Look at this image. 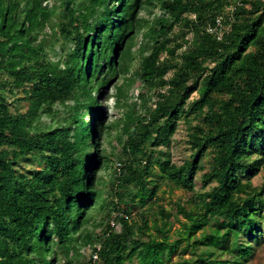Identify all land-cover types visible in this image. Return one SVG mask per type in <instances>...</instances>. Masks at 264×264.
I'll use <instances>...</instances> for the list:
<instances>
[{"label": "trees", "instance_id": "obj_1", "mask_svg": "<svg viewBox=\"0 0 264 264\" xmlns=\"http://www.w3.org/2000/svg\"><path fill=\"white\" fill-rule=\"evenodd\" d=\"M44 1L0 0V264H55L59 256L72 264L78 242L92 245L88 264H126L133 256L139 264H168L186 251L195 256L180 263L246 264L264 223V183L252 182L264 164V1L244 0L230 20L226 9L236 0H158L164 15L145 41L137 72L157 99L129 133L120 172L113 164L109 202L121 226L109 220L96 237L99 250L88 229L80 233L91 211L103 208L98 173L107 158L96 123L105 122V112L98 94L119 78L117 47L153 2L63 0L49 7ZM58 11L60 32L73 46L61 66L46 55L50 38L33 42ZM219 15L231 25L222 39L208 31ZM9 84L11 97L21 88L25 112L11 110ZM72 100L70 118L52 128L41 120L39 114L55 115L57 104ZM182 118L192 153L178 165L168 149ZM31 155H42L45 165L21 172L18 164ZM204 158L210 169L203 185H215L190 196L196 210L182 202L167 209L157 178L168 190L193 192ZM146 203L136 219L134 211ZM174 217L181 223L177 237L170 234Z\"/></svg>", "mask_w": 264, "mask_h": 264}, {"label": "rangeland", "instance_id": "obj_2", "mask_svg": "<svg viewBox=\"0 0 264 264\" xmlns=\"http://www.w3.org/2000/svg\"><path fill=\"white\" fill-rule=\"evenodd\" d=\"M63 0H46L43 4H47L49 7L62 4ZM153 2V7L149 10L142 9L138 15L134 17V29L125 38L122 44L117 47V65L121 69L119 78H114L105 88L104 94H98L100 105L105 112V122L98 121L97 134L98 141L100 142V150L103 157H106L105 167L98 173L100 178L101 186L98 185L99 191L101 190V201L103 203V208L95 207L92 212L90 222L80 231V233H85V229H88L89 233L94 236V245L99 244L96 237L101 235L107 226L108 212H112L113 216L117 214V211L113 209V205L110 204L109 200L112 199L113 189L111 186L114 180V170L113 164L116 167L118 163L124 162L127 157L124 152V145L128 140L129 133L134 130L136 123L140 117L145 114L146 106H154L157 99L155 90H150L144 87L142 80L139 78L137 73L139 70V55L145 50V41L149 33L158 24V18L164 15V12L158 7V0H151ZM61 10V8H59ZM60 18H62L61 11H58L56 15H52L47 22L46 27L39 33L35 34L33 37V42L37 43L46 37L50 38L47 45H45L46 55L55 66H61V62L65 58V55L70 52L73 46L68 42L64 35L60 32ZM177 32V28L174 29L172 36ZM106 67L104 72L106 71ZM171 74V73H170ZM169 74V76H170ZM33 83L26 84V87H31ZM13 87L11 84L6 85L5 93L10 96L9 89ZM14 88V87H13ZM17 97L10 96V107L13 112H25L27 110L28 102L22 99L21 88L16 89ZM140 94H144L141 97ZM96 94L93 93L92 97ZM18 99L17 101H14ZM19 97V98H18ZM198 97V91H195L190 99ZM68 107L63 104H57L55 106V115L48 112L39 114L41 120L49 125L50 128L56 125L58 120L62 121L65 118H70L72 114V109L75 104V100L69 102ZM85 111V108H84ZM91 118L90 114H86V120ZM197 121H193L196 124ZM190 125L180 119L176 128V132L172 137V143L168 149L171 152L172 161L175 164H181L184 160L189 159L192 153L188 141L189 127ZM77 129L74 127L73 133H76ZM158 150H167L164 147H159ZM38 157V159H37ZM42 155L29 156L27 159H23L21 163L18 164V168L21 172H26L28 169L41 168L45 165L46 161L42 158ZM253 157V156H252ZM201 164L205 166L204 171H199L195 182V189L193 192H188L184 189L177 188L176 186H171V190H168L169 186L159 178H157L156 172L158 168H155L154 174H151V178H157L162 187L159 188V195L162 196L161 202L167 209H174L178 202H182L189 209L196 210L197 205L191 202L190 196L196 194L199 195L204 191L209 190L215 181L210 182L206 186L203 185V173L210 169L207 158L201 161ZM252 182L255 186H261L264 183V164L260 172L252 178ZM148 203L142 205L141 209H136L134 212L137 213L136 219H138V214L141 210H145ZM150 217V216H149ZM151 218V217H150ZM180 220L184 221V218L180 215ZM174 222L170 234L173 237H177L176 230L180 228L181 223L178 219L172 218ZM151 223V220H150ZM119 223L117 229H120ZM262 232L259 235L257 241H253V253L246 264H264V223L260 227ZM199 234V233H198ZM246 238V237H245ZM241 240L244 239L243 236L240 237ZM213 248H219L220 243L216 240L211 241ZM91 246L90 244L84 245L83 242H78L77 252H71L69 258L72 260V264H88L91 259ZM185 246L183 242L180 246V250ZM182 248V249H181ZM195 254L186 251V253H178L173 257L172 262L168 264H183L180 263L182 258H192ZM225 257L227 255H224ZM179 262V263H178ZM55 264H67V258L64 256H59V259ZM126 264H139L136 256H133V260L127 261Z\"/></svg>", "mask_w": 264, "mask_h": 264}, {"label": "built area", "instance_id": "obj_3", "mask_svg": "<svg viewBox=\"0 0 264 264\" xmlns=\"http://www.w3.org/2000/svg\"><path fill=\"white\" fill-rule=\"evenodd\" d=\"M264 1V0H263ZM244 0H236L235 3L229 5L227 7V13L228 15H230V20L233 19V13L235 11V9L237 7H240L242 5H244ZM249 6V5H247ZM225 19L226 17L224 15H219L217 18H216V23L212 26L210 25L208 27V31L211 32V33H214L217 35L218 39H222L223 38V34L225 31H230L231 30V25L228 23L226 24L225 23ZM117 169L118 171L120 172V169L122 167V163H118L117 164ZM119 215V213L117 212V214L115 216L112 215L111 219H110V224L112 227H118V222L116 220V217ZM95 247L98 248V250L101 248V243L99 244H95ZM92 257H93V261H96L98 259V252H94L92 254Z\"/></svg>", "mask_w": 264, "mask_h": 264}]
</instances>
